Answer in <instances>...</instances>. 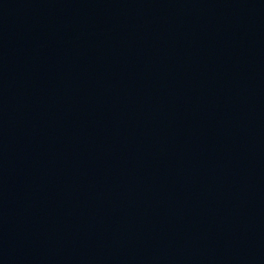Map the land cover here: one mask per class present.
Here are the masks:
<instances>
[{
    "label": "water",
    "instance_id": "obj_1",
    "mask_svg": "<svg viewBox=\"0 0 264 264\" xmlns=\"http://www.w3.org/2000/svg\"><path fill=\"white\" fill-rule=\"evenodd\" d=\"M0 264H264V0H0Z\"/></svg>",
    "mask_w": 264,
    "mask_h": 264
}]
</instances>
